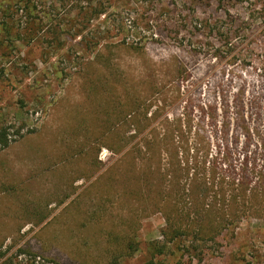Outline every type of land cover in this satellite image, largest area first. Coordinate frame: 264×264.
I'll use <instances>...</instances> for the list:
<instances>
[{
	"label": "rangeland",
	"instance_id": "rangeland-1",
	"mask_svg": "<svg viewBox=\"0 0 264 264\" xmlns=\"http://www.w3.org/2000/svg\"><path fill=\"white\" fill-rule=\"evenodd\" d=\"M92 2L0 0V264H264V0Z\"/></svg>",
	"mask_w": 264,
	"mask_h": 264
},
{
	"label": "trees",
	"instance_id": "trees-1",
	"mask_svg": "<svg viewBox=\"0 0 264 264\" xmlns=\"http://www.w3.org/2000/svg\"><path fill=\"white\" fill-rule=\"evenodd\" d=\"M218 2L220 3V5H225L227 6L228 0H218ZM92 0H88V5L91 7L92 5ZM88 6L87 11H89L91 8ZM261 67L260 68V74L261 77L264 79V62L260 61ZM241 96V95H238ZM236 96V97H238ZM239 98V97H238ZM242 122H244V118H241ZM223 128L225 130H227L228 126L224 123L223 124ZM248 138L251 139V134L249 132H247ZM253 138V135H252ZM1 143H3V147L7 146V141L4 139L3 141L0 140ZM218 155H220V161L219 165L222 164H228V166H230V172H228L226 174V176L224 177H229L231 179V181L229 183H225L221 182L222 184H224V186L227 187V189H231L233 191H240V195H234L233 197H230L227 201V205L225 206H232V207H236L239 202H248V199L246 197H248V183L246 182V178L243 181V178L246 177L247 175H251L254 178H257L256 182L254 183V190H260L263 191L261 193H264V163L261 165L260 169L257 170V168L253 165L252 167H248V163H247V159L243 158L242 159V163H241V168L238 170V173H236L234 171V168L232 167L231 163V156L229 154L228 151L224 150L222 153H218ZM249 162V161H248ZM217 169V168H216ZM219 172H225L224 170H222V168H218ZM230 175V176H229ZM239 176V178H235V176ZM233 176V178L231 177ZM223 177V178H224ZM237 181V182H236ZM238 196V197H237ZM253 197V196H252ZM241 199V200H240ZM250 200H252L255 205H259L261 206L262 203H264V198H258L257 196H255L254 198L250 197ZM143 264H161L157 261H155L153 258L144 262Z\"/></svg>",
	"mask_w": 264,
	"mask_h": 264
}]
</instances>
